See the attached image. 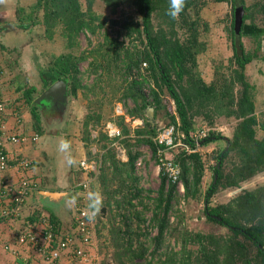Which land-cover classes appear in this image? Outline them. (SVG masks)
Wrapping results in <instances>:
<instances>
[{"label":"trees","instance_id":"1","mask_svg":"<svg viewBox=\"0 0 264 264\" xmlns=\"http://www.w3.org/2000/svg\"><path fill=\"white\" fill-rule=\"evenodd\" d=\"M86 1L85 10L82 0H38L35 7L43 9L48 38H53L55 29L61 26L73 47L82 30L95 32L104 26L107 18L95 23V0ZM103 1L113 13L126 6L139 12L143 19L139 22L132 15H127L122 20H111V23L120 25V35L123 28L127 29L126 35L132 38L135 47L127 46L125 39L120 40L119 36L115 38L107 33L106 41L97 50L102 57H107V61L94 64L95 70L102 67L109 76L112 73L117 75L120 87L124 86L123 98L120 97L119 101L134 102L125 114L107 119L103 124L114 121L122 128L123 142L128 148L126 162L117 159L116 150L103 129L95 139L105 151L103 159L108 164L101 168L97 186L94 181L90 190L102 192L107 213L103 217L101 211L93 222L96 226L101 222L109 232L108 248L112 249L109 255L116 264H264V183L243 187L264 174V136H259L264 132V110L257 111L256 85L247 74V67L255 58L264 62V54H259L263 37L257 36L258 45L252 52L242 39V29L239 33L235 30L237 3L244 7L243 25L250 21L264 27V0H253L250 4L247 0H186L184 10L175 19L167 15L169 0ZM211 1L232 3V18L225 28L232 40L233 54L228 61L215 64L213 80L207 82L199 68V55L208 49L203 35L210 24L203 17L202 10ZM83 58L72 52L57 56L49 68L53 79L45 81V88L53 80L62 78L68 83V94L76 97L84 86L78 63ZM119 61L124 65L123 71H112L110 67ZM101 77L102 74L100 80ZM146 88L149 89L148 94H145ZM104 91L105 88L101 94ZM118 91H113V99ZM35 92V88L28 89L27 97ZM171 98L176 109H173ZM38 105L35 102L33 115H37L39 122ZM149 105L155 108V118L164 111L162 117L167 121L166 126H179L185 135L184 140L192 146L195 144L192 135L201 125L196 118L205 119H201L205 121L202 123L210 130L209 135L201 140V147L215 142L220 144V150L214 153L212 166L207 165L201 150L193 153L176 150L174 159L181 168V182L188 200H200L202 183L211 166L214 174L204 194L206 216L209 221L229 228L231 235L194 234L186 225L181 226L183 212L173 209L174 201L179 202L181 198L178 185L167 184L162 174L157 196L151 197L152 190L141 186V177L136 173V164L143 155L139 148L142 144L149 145L154 157L157 150L153 137L157 134L158 125L146 115ZM105 116L99 110L87 114L83 123V140L91 141L90 128L101 123ZM127 116L131 120L142 118L144 125L133 129ZM220 117L235 122L231 136L215 129V120ZM80 188L84 190L82 185ZM220 189L238 191L227 203L211 206V197ZM148 211L152 212L150 219L145 217ZM172 213L178 218L177 223L171 221ZM49 219L63 228V222L53 211ZM147 222L148 226H145ZM74 224L72 219L71 225L63 229L74 231ZM154 230L157 232L152 234ZM173 240L181 243L180 250L172 247Z\"/></svg>","mask_w":264,"mask_h":264},{"label":"rangeland","instance_id":"2","mask_svg":"<svg viewBox=\"0 0 264 264\" xmlns=\"http://www.w3.org/2000/svg\"><path fill=\"white\" fill-rule=\"evenodd\" d=\"M37 1L38 0H15L13 3L14 7H12V10H17L16 18L18 22H21L20 25H26V27L19 26L18 31H25L27 33L24 35L20 32H17V35H14L16 38L14 40V44H11L13 49L11 51L7 50L6 52L7 55L10 56L7 59L9 61V75H12V73L17 71L19 74L18 76H21L19 78L20 81H23V78H26L27 81L25 83L27 85V82L31 80L34 86H38L36 93L40 96V94L46 89L45 84L42 81V73L43 71H50L49 68L54 64V60L57 56L68 52H72L76 56H84V58L78 62L81 70L79 76L84 86L79 89L77 96L73 97L71 94H68L64 111L61 110L60 107L56 108L49 99H44L39 102L37 109L39 111L37 114L39 115V123L41 127L46 130L48 129L47 131L51 132L53 135L51 139L57 141V144L61 140H68L70 135L72 136L70 139L73 140L74 145H76L83 141L85 134L83 123L87 114L93 111L95 113L99 110L105 116L106 112H108L101 123L93 125V127L90 128L91 141H89V143L96 144L95 139L100 134V130L104 129V122L107 119L109 120L110 118L116 117L115 108L117 104L119 102L122 103L120 106H118L121 110V113H123L122 111L126 113L134 106V102L132 100H118L120 97L123 98L124 86L120 87V82L117 79V75L112 73L113 75L109 76V74H107L102 67H98L96 70L94 69L95 63H98L101 60L105 63L107 61V57H102L97 53V50L106 41L105 35L107 33L109 36L115 38L119 36L120 40L125 39L127 46L131 48L135 47V44L131 42L132 38H128L126 35L127 29L123 28L120 35V25L111 23V20H122L127 15H132L135 20L142 22V16L136 10H132L126 6L120 7L117 13H113L103 0H95L93 5V11L97 16L95 23L99 24L101 20L105 18H107V22L104 26L98 27L95 32L87 29L82 30L76 37L75 45L71 47L69 45L68 38L62 32L64 29L61 26H58L55 29L53 38H48L44 24L43 9H36L35 7ZM252 1L253 0H247V3L250 4ZM82 3L83 8L86 10L87 1L82 0ZM232 12L233 6L230 1H211L202 10L203 17L210 24L209 30L203 35L204 40L208 43V49L199 55V68L207 82H211L213 80L215 64H218L222 60L228 61V58H230L233 54L232 40L225 28L228 22L230 23ZM258 35L263 37L261 46L262 48L259 51V54L261 55L264 54V27L262 26L261 28L253 25L250 21H247L244 25H242V39L244 40L246 48L252 52L255 51L258 45ZM4 39L6 40L8 38L4 37ZM137 42L139 43V41ZM14 47L16 49H14ZM120 61L117 62V65L111 66L110 69L112 71H115L114 69H118L119 72L123 71L122 68H124V65H122ZM35 63H39V65H36ZM101 74L102 77L100 80L99 76H101ZM247 74L249 80L256 85V102L258 106L257 111L260 113L264 110V62L260 58H255L248 65ZM11 79L15 78L12 77ZM103 88H105V91L101 94ZM115 89H118L119 91L117 92V97L113 99V91ZM148 93L149 89L146 88L145 94ZM168 94V91H166L167 97H169ZM39 96L35 99L36 102L37 99H39ZM171 100L173 102V109H176L174 100L172 98ZM72 103L76 106V108L73 107ZM74 111H80V115L78 116L76 113L74 114ZM163 112L164 111H161L160 117L155 118V124L158 125V128L166 126L167 121L162 117V114H164ZM35 119L36 122H38L37 115ZM201 119L205 120L203 117L196 118L197 122H200L201 124L202 122L205 123V121ZM66 121L69 125H71L69 128H67L68 125L64 123ZM234 124V121L228 122L224 117H220L215 120L214 127L216 130L222 132V134L231 136L234 129ZM259 136H264V132H260ZM224 145L225 143L223 142L222 146ZM219 146V142H215L211 143L207 147H201V151L205 154L207 165L210 164L212 166L214 163V153L220 150ZM71 147L69 148V152L72 150ZM104 152L105 151L100 148V145L97 144V151L92 156V158H95L97 161V171L93 173L96 186L98 182V176L101 171V169H99V165L101 164L102 168L104 165L108 164L105 163L103 159ZM70 154L68 153V155ZM63 155H66V153ZM58 157L59 156H57V160ZM73 159L74 155L72 154L70 155L69 160ZM57 162V166H60L61 168L59 161ZM142 162L143 164L141 166L138 167L136 165V173L141 177V186L147 190H152L150 196L155 197L157 196V190L160 186L161 178L158 174V167L157 171L154 172L157 165L155 163L151 148L146 147V153L142 158ZM48 165L54 166L49 163ZM211 166L209 169H207L204 181L202 183L203 193L200 195V200H195L192 198L188 200V198L185 197V190L181 184V187H178L181 198L179 202L174 201L173 209H179L181 212H183L184 218L182 219L181 226L186 225L194 234L202 232L203 234L213 233L216 235L229 236L232 234L229 228L224 227L219 223L209 221L206 216V199L204 194L212 182L214 173L212 169H210ZM49 169L50 167L45 168L46 176L48 175ZM262 182L264 183V174L259 175L256 180L245 184L243 187H249L253 184H259ZM90 189L91 188H89V190ZM68 191L75 201V207L77 202H80L79 197L84 193V191L80 188L79 184H76V182H72L70 184ZM237 191L238 190L231 191L220 189L217 193H215L214 196L211 197L209 203L211 206L227 203ZM41 201L43 202V199H41ZM45 202H43V204H45L46 207H49L51 211L57 213L65 220L62 226L64 229H67L71 225V219H74L75 217V214L72 215V211L70 210V203L67 200H64L62 202V207H56L54 203ZM138 209H141V206ZM105 213H107V211L103 212V215L106 217ZM145 217L146 219H150L152 217V212H146ZM177 219L178 218L172 213L171 221L173 223H177ZM90 226L92 227V239L90 242L86 243L84 247L89 251L88 253L90 255L88 257H92V260L88 261L87 263L77 261L70 264H93L94 262L97 264H105V262L106 264H116L112 256L109 255L112 249L108 248V245L110 244V237L107 228H104V226L101 225V222L98 223V227L94 222ZM145 226H148V222L145 223ZM98 230L102 231L99 232ZM156 232L157 230H154L152 234H155ZM171 245L172 247H175L176 251L181 249V243L175 240L171 242ZM197 247L198 246H195V248ZM3 254L5 256H9V254L5 251H3Z\"/></svg>","mask_w":264,"mask_h":264},{"label":"crops","instance_id":"3","mask_svg":"<svg viewBox=\"0 0 264 264\" xmlns=\"http://www.w3.org/2000/svg\"><path fill=\"white\" fill-rule=\"evenodd\" d=\"M14 1L15 0H0V67L4 72V92L7 105L6 124L10 133L26 135L29 140L23 143H13L9 141L6 143V149L12 158L28 156L33 159V164L30 168L22 170L11 167L4 172L3 176L8 182L15 184L25 178L30 179L33 182L35 185V192H33L30 198H28L23 212L25 217L28 216V218L32 220H40L43 216L49 217L52 211L49 207H46V205L43 204V202H45L44 200L43 202L41 201L42 198L38 193L39 190L47 189L52 191H68V188H70V184L72 182H76V184H79V186L85 182H89L91 188V185L94 182L93 173L95 172H88L84 170L81 167L80 162L82 160L97 162L95 158H92L93 154H95L97 151V144H90L83 140L79 144L74 145L73 140L70 139L72 136L69 135L67 141L69 142L70 147L72 146V150L70 152L68 151V153H72L74 155L73 161H75L74 163H69V158L72 154L68 155V153H66V155H63L64 153L59 152L58 145L60 142L57 144V141L51 139L53 136L51 132H48V129H43L40 123L36 122L35 116L33 115L35 105L34 103L36 102L35 99L39 95L36 93V91L33 96L27 97L28 95L26 92L31 88H35L37 90L38 86H34L31 80L27 82V85L25 83L27 81L26 78H23L24 80L20 81L19 78L21 76H18L19 74L17 71L12 73V75H9L8 72L9 61L7 59L10 56L7 55L6 52L7 50L11 51L13 49L11 44H14V40L16 39L14 35H17V32H20L24 35L27 33L25 31H18L19 26H22L16 18L17 10H12V7H14ZM4 37L8 39L5 40ZM14 49L16 48L14 47ZM36 65H39V63ZM12 77L15 79H11ZM42 77L44 84L45 81H51V79H53L50 71H43ZM56 80H53L48 86H50ZM73 107L76 108L75 105H73ZM117 108L118 105L116 109ZM75 113L78 116L80 115V111H74V114ZM137 120L138 123H136L135 126L132 125L133 129H135L137 126L144 125L142 118H137ZM64 123L68 125L67 128L71 126L67 123V121ZM37 134L38 139L34 141L32 138ZM131 134L134 135V132ZM120 145L122 149L121 151H119L116 147L113 148L116 150L115 152L117 159H119L121 162H126L128 160V148L123 142V139L120 141ZM146 147H149V145L142 144L139 148L143 152V155H141L138 160V162L141 161V164H143L142 158L146 153ZM122 151H124L123 154ZM57 156H59L58 160ZM57 161H59L61 168L60 166H57ZM48 163L54 166H49ZM47 167H50V169L48 171V175L46 176L45 168ZM157 167L158 166H156L154 172L157 171ZM99 169H101V164L99 165ZM68 196V199L66 200L70 203L73 201V197L71 195L69 197ZM74 205L70 203L72 215L75 208ZM56 207H62V203L56 204ZM55 214L59 217L60 221L65 222V220L57 213ZM103 217H105V215ZM23 226L24 220H0V264H49L48 261L41 257L32 248L20 245L17 242L16 232L20 227ZM6 246L16 249L18 253L14 254L12 250L9 251ZM3 251L7 252L9 256H5ZM62 263L70 264L71 262L67 259V256H65V258L62 260Z\"/></svg>","mask_w":264,"mask_h":264},{"label":"built area","instance_id":"4","mask_svg":"<svg viewBox=\"0 0 264 264\" xmlns=\"http://www.w3.org/2000/svg\"><path fill=\"white\" fill-rule=\"evenodd\" d=\"M3 74L4 72L0 67V220L2 218L24 220V226L20 227L16 232L17 242L20 245L32 248L49 264H63L62 260L65 256L71 263L77 261L87 263L92 260V257H88L90 255L89 251L84 246L92 239V227L90 225L93 224V221L87 219L84 211L86 208L85 204H87L85 197L89 189V182L82 184L84 195L80 203H77L74 208L73 214H75V217L73 222L76 223V225L74 224L76 227L73 231L59 228L46 216H43L40 220H32L27 216L25 217L23 209L28 198L35 192V185L30 179L26 178L15 184L8 182L3 176L4 172L11 167L22 170L30 168L33 164V159L28 156L12 158L6 149V143L9 141L23 143L29 138L26 135L14 134L8 131ZM122 112L119 107L116 109V115L125 114L124 111ZM127 120L131 121L134 126L138 123L137 118L131 120L127 116ZM103 130L110 138L111 146L121 151L120 141L124 138L122 128L116 122L109 121L104 125ZM209 130L210 128L202 123L192 135L195 143L192 146V144L184 140L185 135L179 129V126L168 125L158 128L157 134L153 137L157 148L154 159L159 168V174H162L167 184L175 183L178 187H181L182 184L180 177L181 168L178 163H175L176 154H174V151L180 149L188 153L200 151L201 140L209 135ZM32 139L36 141L38 134ZM123 153L124 151H122ZM152 154H154L153 150ZM80 164L88 172L97 171V162L82 160ZM141 165V161L137 163L138 167ZM6 248L12 250L14 254L18 253L16 249L10 246H6ZM93 264L97 263L94 262Z\"/></svg>","mask_w":264,"mask_h":264},{"label":"water","instance_id":"5","mask_svg":"<svg viewBox=\"0 0 264 264\" xmlns=\"http://www.w3.org/2000/svg\"><path fill=\"white\" fill-rule=\"evenodd\" d=\"M244 7L241 3H237L235 10V30L237 33L240 32L243 25V16H244ZM69 91L68 83L65 79H58L48 86L39 96L37 102H40L44 99L54 98L55 101L64 100ZM146 115L149 120L155 124V108L149 105L146 108ZM228 149V148H227ZM216 175V179H217ZM40 197L47 203L61 204L64 200L67 199V196L70 194L69 191H52L47 189H41L38 191ZM102 212H106V208L103 207ZM215 217V216H214Z\"/></svg>","mask_w":264,"mask_h":264},{"label":"clouds","instance_id":"6","mask_svg":"<svg viewBox=\"0 0 264 264\" xmlns=\"http://www.w3.org/2000/svg\"><path fill=\"white\" fill-rule=\"evenodd\" d=\"M186 5V0H169V7L167 10V15L172 19H175L184 10ZM70 144L67 140H61L58 145V150L61 153H68ZM75 161L69 160V163H74ZM86 208L85 213L89 221L95 220L97 215L103 210V195L99 190H89L86 193ZM72 205L75 201L70 202ZM10 251V249H8Z\"/></svg>","mask_w":264,"mask_h":264},{"label":"flooded vegetation","instance_id":"7","mask_svg":"<svg viewBox=\"0 0 264 264\" xmlns=\"http://www.w3.org/2000/svg\"><path fill=\"white\" fill-rule=\"evenodd\" d=\"M68 97V94H67V96L65 97V99L64 100H59V101H55L54 100V98H49V100L52 102V104L56 107V108H58V107H60L61 108V110H65V106H66V101H67V98ZM39 103V102H38ZM44 107H47V106H44Z\"/></svg>","mask_w":264,"mask_h":264}]
</instances>
